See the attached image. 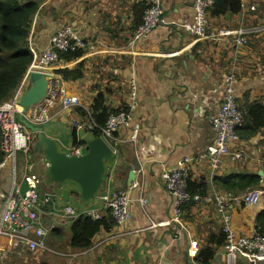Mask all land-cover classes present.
<instances>
[{
    "label": "crops",
    "instance_id": "crops-1",
    "mask_svg": "<svg viewBox=\"0 0 264 264\" xmlns=\"http://www.w3.org/2000/svg\"><path fill=\"white\" fill-rule=\"evenodd\" d=\"M148 1L41 0L33 18L29 44L37 51L50 45L51 35L62 25L72 27L87 41L82 57L59 68L76 69L83 63L81 79H64L67 93L77 96L80 105L62 110L54 118L68 112L74 129L73 121L92 111L99 95L104 97L109 110L128 105L133 93L139 103L132 111L133 120L119 128L111 140L117 151L116 163L108 168L98 194L128 189L130 170H134L132 184L137 183V187L130 190V221L122 227L102 229L87 250L73 248L70 226L61 210L56 211L53 206L58 201L57 195L55 203L47 208L57 221L56 231L50 237L65 238L67 244L64 247L52 244V248L78 255L38 254L35 264H199L201 251L216 244V239L224 234L222 215L214 203L203 199L186 207L181 223L173 221V201L165 189L163 171L190 156V180L195 184L206 182L207 194L228 193L215 186L214 179L232 173L262 172L264 180V128L250 139L232 142L231 151H243V160L225 155L214 170L210 159L202 155L214 138L209 116L220 107L225 74L233 68L237 71L239 104L246 100L264 102L260 42L254 36V47L248 44L239 49L230 36L218 34L222 29H235L242 24L253 27L263 23L264 0H248L249 5L258 4V9L247 11L245 21L240 14L219 17L210 14V36L206 39L195 38L183 27L192 20L195 0H164V21L146 40L134 44L133 32L138 21L142 22V11ZM137 123L140 131L137 140H133L131 134ZM40 169L45 174L44 167ZM11 181L10 163L0 166V191H5ZM42 188L48 193L46 187ZM58 188L49 192L57 194ZM141 197L147 200L145 206L139 201ZM97 199L100 203L78 211L106 216L107 207ZM228 208L234 229L239 234H249L255 228L258 213L264 210V196L256 206L230 203ZM153 221L160 224L153 226ZM192 241H197L195 252L191 250ZM216 250L212 264H227L224 244ZM237 264L264 263L240 258Z\"/></svg>",
    "mask_w": 264,
    "mask_h": 264
},
{
    "label": "built area",
    "instance_id": "built-area-1",
    "mask_svg": "<svg viewBox=\"0 0 264 264\" xmlns=\"http://www.w3.org/2000/svg\"><path fill=\"white\" fill-rule=\"evenodd\" d=\"M214 5V0L194 1L192 20L185 22L183 26L195 38L206 39L210 36L209 17L210 10ZM241 7L239 14L242 15L243 21L246 20L247 11L257 10L256 5H249L248 0H242ZM164 14V0H149L144 10L142 22L134 30L131 42L135 44L146 40L164 21ZM218 34L230 36L235 47L241 49L250 43L252 37L264 36V22L253 27L242 24L235 29H222ZM49 44L42 51L32 48L34 61L27 74L18 85L12 98L0 106L1 150L4 153V161L0 166L10 163L12 167V181L5 191H0V206H2L0 208V248L2 249L0 250L16 252L19 255L28 251L33 254L51 253L61 257H72L78 253L58 251L49 245V238L57 226V221L44 207L50 200L42 188L45 175L35 171L37 162L31 161L33 157L30 154H38L35 150L36 137L34 132L17 118L21 107L19 105L21 96L26 91L30 82V73L34 70L42 71L47 75L48 88L46 97L33 105L27 114L31 123L36 126L43 125L53 120L62 110L80 105L77 96L67 93L64 78L61 73H58L59 68L67 66L59 53L75 49L84 50L87 47V41L72 27L62 25L52 34ZM223 78L224 94L220 107L209 116L214 138L212 143L202 152L203 156L210 159L214 170L219 168L221 158L225 155L231 156L234 160L244 159L243 151H231L232 142L239 139L236 130L245 122V113L238 103L236 69L230 70ZM58 102L60 103L59 106L57 105ZM138 104L136 95L133 93L126 108L117 113H111L103 127L97 123L93 111H88L82 119L73 121V125L78 131L90 132L98 129L101 133L100 137L111 143L119 128L128 125L133 120L132 111ZM139 131L140 124L137 123L131 134L133 140H137ZM87 150V141L80 138L78 134L77 143L68 147L66 152L70 155H83ZM43 160L39 161L44 164ZM191 167L192 159L190 156H185L176 165L166 168L162 173L165 189L173 201V221L181 223L186 207L192 203H197L203 199L214 203L222 215L227 264H237L239 258L263 262L264 232L256 229L255 226L251 233L239 234L232 225V216L228 208L230 203L246 206L258 205L264 196L262 187L248 190L242 195L222 194L217 191L206 196L198 193L193 194L188 189ZM263 183L264 180L262 179L261 184ZM136 185L137 183H133L128 189L120 190L114 194L104 193L98 196L107 209L111 211L117 226H125L131 219L130 190L137 187ZM139 201L143 206L147 204V200L143 197L139 198ZM84 214H92L95 218L99 217L95 212H77L72 206H66L61 213L68 226L78 216ZM158 224L160 223L152 222L153 226ZM2 241H4L3 247L1 246ZM197 249V241H192L191 250L195 252Z\"/></svg>",
    "mask_w": 264,
    "mask_h": 264
},
{
    "label": "trees",
    "instance_id": "trees-1",
    "mask_svg": "<svg viewBox=\"0 0 264 264\" xmlns=\"http://www.w3.org/2000/svg\"><path fill=\"white\" fill-rule=\"evenodd\" d=\"M40 2L41 0H0V106L12 97L34 61L29 37L32 21L39 10ZM241 3V0H215V5L210 14L216 17L228 13L238 15L242 9ZM145 8L146 4L142 16ZM140 23L141 21H138L137 27ZM83 53L82 49H75L60 52L59 55L67 63L82 57ZM83 68V63H80L76 69H60L58 73H61L65 80H78L84 76ZM239 107L245 113V122L237 128L236 133L240 139H250L264 128V102L246 100L244 104H239ZM123 108L126 106L117 110H109L105 106L104 97L99 95L94 102L92 111L97 123L103 127L111 113H117ZM90 132L92 138L100 137L101 133L98 129ZM73 137L74 143H77L78 132L76 127L73 131ZM1 139L2 130L0 127V164L4 161ZM262 179L258 173H232L216 177L214 184L228 193L242 195L250 189L262 187ZM188 189L193 194L198 193L206 196L209 186L206 182L195 184L189 179ZM107 213L106 216L98 218L87 214L77 217L70 224V245L73 248L87 250L91 247L92 240L98 232L102 229L111 230L116 223L109 209ZM255 226L256 229L264 232L263 209L256 217ZM223 240L225 243V234L216 239V244L205 247L200 253L199 264H212L217 252L216 247L223 245Z\"/></svg>",
    "mask_w": 264,
    "mask_h": 264
},
{
    "label": "water",
    "instance_id": "water-1",
    "mask_svg": "<svg viewBox=\"0 0 264 264\" xmlns=\"http://www.w3.org/2000/svg\"><path fill=\"white\" fill-rule=\"evenodd\" d=\"M29 80L28 88L19 102L23 108L19 119L37 134L35 148L45 158L46 188L51 190V185L61 186L65 182H71L78 186L80 198L85 205L94 203L105 183L108 168L116 163L117 151L102 137H97L87 140L88 150L83 155L67 154L56 139L47 136L39 126L24 119L30 108L43 100L48 88L47 75L42 71H31ZM258 174L263 176L262 172ZM134 179L135 171L130 170L129 185ZM46 195L50 198L49 203L44 205L47 209L55 203L57 194L46 192Z\"/></svg>",
    "mask_w": 264,
    "mask_h": 264
},
{
    "label": "rangeland",
    "instance_id": "rangeland-1",
    "mask_svg": "<svg viewBox=\"0 0 264 264\" xmlns=\"http://www.w3.org/2000/svg\"><path fill=\"white\" fill-rule=\"evenodd\" d=\"M256 5L258 7V4ZM252 38L250 40L249 45L254 47L255 44L253 43ZM256 38L257 41H259L263 47V54L260 56L261 59L259 63H261L263 67L261 73L264 81V36L262 37L256 36ZM70 122H71V117H69L68 112H64V114H62L60 117L58 118L56 117L53 120L44 123L43 125H39V127L43 130V132L47 136L56 139L57 142L60 144L61 149L67 151V148L72 146V144H74L73 130L75 129V127L72 124L74 127L73 129ZM79 137L85 138L86 140H90L92 139V134L89 131L82 130L79 132ZM30 155L31 157H33L31 161L37 162L35 171L41 172L40 169L41 162L39 160L44 159V157L42 155H39V153L38 154L31 153ZM262 190L264 191L263 186H262ZM57 195L59 196L58 201H56V203L53 206L56 211L61 210L59 212H62V210L66 206H72L74 209H76V211H78L81 210L83 207L90 208L93 205L100 203V200H98L96 197L94 203L90 204L89 206L84 205L80 199L78 186L71 182H65L61 186H59V188L57 189ZM52 237H54V235ZM52 237L49 238V245L51 247H53L52 244H57L60 245L61 247H64L67 244V240L65 238L59 240L58 238L54 237V239L52 240ZM55 240H57L56 243ZM38 254L40 255L43 253H38ZM38 254H33L32 252L26 251L23 252L21 255H19L16 252H5L3 250H0V264H35L36 258L39 256ZM259 263H264V262H259Z\"/></svg>",
    "mask_w": 264,
    "mask_h": 264
},
{
    "label": "bare ground",
    "instance_id": "bare-ground-1",
    "mask_svg": "<svg viewBox=\"0 0 264 264\" xmlns=\"http://www.w3.org/2000/svg\"><path fill=\"white\" fill-rule=\"evenodd\" d=\"M214 1H215V0H214ZM148 2H149V1H148ZM241 2H242V0H241ZM210 11H211V10H210ZM143 14H144V13H143ZM162 22H163V21H162ZM162 22H161V23H162ZM183 27H184V26H183ZM51 36H52V35H51ZM31 50H32V48H31ZM33 54H34V53H33ZM47 81H48V79H47ZM27 88H28V87H27ZM27 88H26V90H27ZM14 93H15V92H14ZM24 93H25V92H24ZM24 93H23V95H24ZM13 95H14V94H13ZM13 95H12V96H13ZM23 95H22V96H23ZM46 95H47V93H46ZM22 96H21V97H22ZM45 97H46V96H45ZM45 97H44V98H45ZM11 98H12V97H11ZM11 98H10V99H11ZM44 98H43V99H44ZM10 99H9V100H10ZM20 100H21V99H20ZM7 102H8V101H7ZM3 104H4V103H3ZM3 104H2V105H3ZM22 112H23V108L20 107V112L17 114V118H18V120H19L20 122H21V120L19 119V117H20V115L22 114ZM27 114H28V112L24 115V119H26L29 123H31V122L28 120V118H27ZM108 118H109V117H108ZM106 122H107V121H106ZM31 124H33V123H31ZM105 124H106V123H105ZM33 125H34V124H33ZM25 126H26V125H25ZM37 126H39V125H37ZM26 127H27V126H26ZM27 128H28V127H27ZM28 129H29V128H28ZM31 131H32V130H31ZM32 132H33V131H32ZM34 134H35V137L37 138V134H36L35 132H34ZM105 141H106V140H105ZM106 142H107V141H106ZM107 143H108L109 145L112 146V143H109V142H107ZM35 150H36V148H35ZM36 152L39 153V151H37V150H36ZM65 152H66V151H65ZM66 153H67V152H66ZM67 154H68V153H67ZM69 155H70V154H69ZM76 156H80V155H76ZM43 162L45 163V158H44V161H43ZM44 167H45V166H44ZM44 172H45V168H44ZM44 175H45L44 182H45V184H46V172H45ZM45 187H46V186H45ZM253 189H254V188H253ZM250 190H251V189H250ZM49 191H50V190H49ZM49 191H48V192H49ZM246 192H247V191H246ZM50 193H52V192H50ZM99 193H101V190H100ZM103 194H104V193H103ZM49 199H50V198H49ZM80 199H81V198H80ZM49 201H50V200H49ZM48 203H49V202H48ZM214 205H215V204H214ZM240 205H244V204H240ZM245 206H246V205H245ZM77 212H79V211H77ZM110 212H111V211H110ZM61 213H62V212H61ZM230 214H231V213H230ZM87 215H92V214H87ZM92 216H93V215H92ZM78 217H79V216H78ZM97 218H98V217H97ZM225 259H226V254H225ZM239 259H240V258H239ZM239 259H238V260H239ZM226 260H227V259H226ZM237 262H238V261H237ZM257 262H258V261H257ZM263 262H264V261H263Z\"/></svg>",
    "mask_w": 264,
    "mask_h": 264
},
{
    "label": "flooded vegetation",
    "instance_id": "flooded-vegetation-1",
    "mask_svg": "<svg viewBox=\"0 0 264 264\" xmlns=\"http://www.w3.org/2000/svg\"><path fill=\"white\" fill-rule=\"evenodd\" d=\"M39 155H41V153ZM41 167H44V164L43 163H41ZM45 186H46V184L44 182L43 183V187H45ZM57 187H58L57 185H51V188H52L51 190L54 191Z\"/></svg>",
    "mask_w": 264,
    "mask_h": 264
}]
</instances>
